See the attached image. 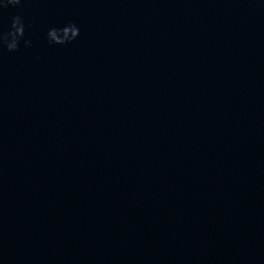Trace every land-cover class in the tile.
Here are the masks:
<instances>
[{
    "label": "water",
    "instance_id": "95a60500",
    "mask_svg": "<svg viewBox=\"0 0 264 264\" xmlns=\"http://www.w3.org/2000/svg\"><path fill=\"white\" fill-rule=\"evenodd\" d=\"M16 14L0 264H264V2L25 0L0 31Z\"/></svg>",
    "mask_w": 264,
    "mask_h": 264
},
{
    "label": "clouds",
    "instance_id": "9594fccd",
    "mask_svg": "<svg viewBox=\"0 0 264 264\" xmlns=\"http://www.w3.org/2000/svg\"><path fill=\"white\" fill-rule=\"evenodd\" d=\"M24 3L25 0H0V14L9 8H21ZM34 27L35 21L26 23L23 15H13L10 28L7 31H0V51L6 50L8 53H17L21 51V46L24 49H31L33 40L26 33H28L29 29H34ZM80 35L79 26L75 23H70L62 28L50 27L45 34V39L51 47L64 46L77 40ZM60 36H63V39H59ZM36 59L40 60L41 57L37 56Z\"/></svg>",
    "mask_w": 264,
    "mask_h": 264
}]
</instances>
